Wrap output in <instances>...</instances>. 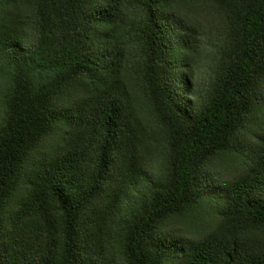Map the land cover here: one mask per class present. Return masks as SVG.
<instances>
[{
	"label": "trees",
	"instance_id": "1",
	"mask_svg": "<svg viewBox=\"0 0 264 264\" xmlns=\"http://www.w3.org/2000/svg\"><path fill=\"white\" fill-rule=\"evenodd\" d=\"M0 264H264V0H0Z\"/></svg>",
	"mask_w": 264,
	"mask_h": 264
},
{
	"label": "rangeland",
	"instance_id": "2",
	"mask_svg": "<svg viewBox=\"0 0 264 264\" xmlns=\"http://www.w3.org/2000/svg\"><path fill=\"white\" fill-rule=\"evenodd\" d=\"M211 170L213 171V173H216L221 179H227L235 171V168H233L232 170L230 168L229 171H227L224 166H217V169L211 168Z\"/></svg>",
	"mask_w": 264,
	"mask_h": 264
}]
</instances>
